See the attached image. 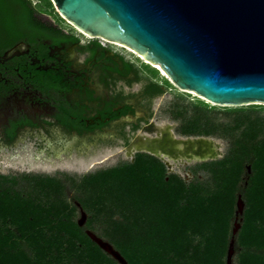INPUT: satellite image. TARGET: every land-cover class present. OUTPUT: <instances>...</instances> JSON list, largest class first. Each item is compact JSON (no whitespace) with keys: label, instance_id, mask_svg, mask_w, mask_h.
Masks as SVG:
<instances>
[{"label":"trees","instance_id":"trees-1","mask_svg":"<svg viewBox=\"0 0 264 264\" xmlns=\"http://www.w3.org/2000/svg\"><path fill=\"white\" fill-rule=\"evenodd\" d=\"M17 1L20 20L32 25L34 9ZM42 3L54 9L51 0ZM166 110L182 135L227 140L224 155L193 165L190 181L142 151L80 177L0 174V264H119L87 229L129 264H226L239 194L245 207L235 264H264V107L180 96ZM69 190L88 213L85 226Z\"/></svg>","mask_w":264,"mask_h":264},{"label":"flooded vegetation","instance_id":"flooded-vegetation-1","mask_svg":"<svg viewBox=\"0 0 264 264\" xmlns=\"http://www.w3.org/2000/svg\"><path fill=\"white\" fill-rule=\"evenodd\" d=\"M24 3L34 9L29 26L17 15L23 3L0 0V148L32 141L54 156L129 148L142 128L155 129L166 84L141 76L140 60L125 58L115 41L61 24L42 0Z\"/></svg>","mask_w":264,"mask_h":264},{"label":"water","instance_id":"water-1","mask_svg":"<svg viewBox=\"0 0 264 264\" xmlns=\"http://www.w3.org/2000/svg\"><path fill=\"white\" fill-rule=\"evenodd\" d=\"M51 1L89 35L120 42L159 64L179 88L216 105L264 103V0ZM202 137L209 139L204 146L193 140L186 144L214 151L210 137ZM244 207L239 194L235 218ZM241 220L234 222L226 264H234ZM86 232L121 264H129L111 242L91 229Z\"/></svg>","mask_w":264,"mask_h":264},{"label":"rangeland","instance_id":"rangeland-1","mask_svg":"<svg viewBox=\"0 0 264 264\" xmlns=\"http://www.w3.org/2000/svg\"><path fill=\"white\" fill-rule=\"evenodd\" d=\"M54 6V4H53ZM47 13L50 14L51 17H54L56 21L59 19H63L61 24L66 25L65 18L62 14H60L56 7L54 9H45ZM115 47L122 52L125 58L134 59L138 58L140 61L135 62L134 64L137 67L138 73L145 77L153 79L157 82L166 84L165 92L157 98V109L156 114L154 116V123H170L174 127V132L176 135L179 136H186L182 135L177 132V121L172 119L170 113L166 110V107L171 103L172 100L176 99L177 97L183 96L187 99H202L208 102L210 105H216L213 102L209 101L208 99L204 98L203 96L198 95L196 92L192 90H187L183 88H179L173 85L171 79L162 72L161 69L157 70V66L153 63L146 61L143 57L139 56L136 52H132L127 48L121 47V45H115ZM142 64V67L139 65ZM170 86V87H169ZM258 106L264 107V103L256 102V103H245L242 105L237 106ZM224 106V105H218ZM228 106H235V105H228ZM155 129H147L146 127L142 128L140 133H145L149 135H155ZM210 137L214 151L213 155L204 158V159H188L184 157H173L169 158L168 162H166L160 156L153 154L159 157L162 161L165 162L167 169L169 172H176L180 176H182L186 181H190L194 174L191 171V167L196 163L220 158L224 155L228 148V141L216 137V136H208ZM128 147L124 146H111L104 149L96 150V151H86V152H64L60 153L57 156L46 154L44 152H38L29 142V144H17L11 148H0V174H5L9 176H20L24 173L29 174H48V175H58L61 176L63 174L74 175V176H82L84 174L93 172L97 169L107 168L114 166L118 163L124 161H132L136 152L129 153L127 152ZM103 160L102 162L97 163V161ZM200 177H203L204 174H199ZM68 199L70 202L79 203L74 198V191H68ZM82 210L80 205L78 204V210L76 211L75 217L77 220H82V226H85L86 220L88 218V213ZM85 214V215H84ZM240 217L234 218L233 223L237 219L240 221ZM95 232V231H94ZM97 234V232H95ZM105 239V238H104ZM108 253V252H107ZM111 255L115 260H117L112 254ZM235 254V253H234ZM117 262L121 264L118 260ZM233 262L235 264V255L233 256Z\"/></svg>","mask_w":264,"mask_h":264},{"label":"bare ground","instance_id":"bare-ground-1","mask_svg":"<svg viewBox=\"0 0 264 264\" xmlns=\"http://www.w3.org/2000/svg\"><path fill=\"white\" fill-rule=\"evenodd\" d=\"M114 43L121 46H125L127 49L131 50L132 52H136L129 46L124 45L120 42H114ZM136 53L144 58L143 55L139 54L138 52ZM145 60L150 62L147 59ZM153 64L158 68H160L159 64H155V63ZM162 72L165 73L164 70H162ZM173 129L174 127L170 123H166V122L159 123L155 126V132H154L155 135L143 134V136H141L139 140H137L132 146H130L127 149V152L134 153L139 149L150 151L163 158L166 162H168L169 158H173V157H184L188 159H204L213 155V151L211 150V148L202 152L201 149L200 150L198 149V147L197 149H194L193 147H190L188 144H186L188 140L189 141L193 140L195 142V146H198V144L204 146L205 142L209 141V139H207L206 137L179 136L175 134ZM102 161L103 160L97 161V163Z\"/></svg>","mask_w":264,"mask_h":264},{"label":"built area","instance_id":"built-area-1","mask_svg":"<svg viewBox=\"0 0 264 264\" xmlns=\"http://www.w3.org/2000/svg\"><path fill=\"white\" fill-rule=\"evenodd\" d=\"M33 3H36L37 2V0H31ZM101 43L102 44H105V40H103V39H101Z\"/></svg>","mask_w":264,"mask_h":264}]
</instances>
